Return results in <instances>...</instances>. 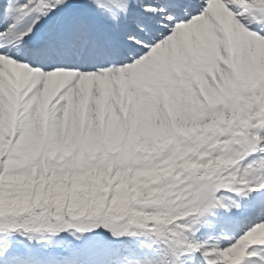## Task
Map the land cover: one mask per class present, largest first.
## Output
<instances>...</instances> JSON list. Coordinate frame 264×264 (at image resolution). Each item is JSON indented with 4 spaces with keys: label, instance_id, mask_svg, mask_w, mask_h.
I'll list each match as a JSON object with an SVG mask.
<instances>
[{
    "label": "snow or ice",
    "instance_id": "obj_1",
    "mask_svg": "<svg viewBox=\"0 0 264 264\" xmlns=\"http://www.w3.org/2000/svg\"><path fill=\"white\" fill-rule=\"evenodd\" d=\"M0 264H264V0H0Z\"/></svg>",
    "mask_w": 264,
    "mask_h": 264
}]
</instances>
